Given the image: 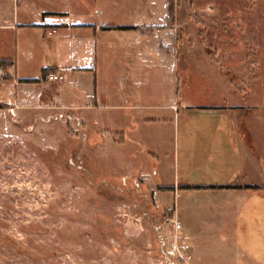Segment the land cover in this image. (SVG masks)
<instances>
[{"label": "rangeland", "instance_id": "1", "mask_svg": "<svg viewBox=\"0 0 264 264\" xmlns=\"http://www.w3.org/2000/svg\"><path fill=\"white\" fill-rule=\"evenodd\" d=\"M171 3L177 145L173 110L150 111V148L160 155L149 160L154 183L223 184L243 173L264 185V0ZM13 5L0 0L4 11ZM166 70L160 83L156 69L147 73L151 105L166 100L175 86ZM4 86L0 100L8 103L15 87ZM69 93L60 88L64 100ZM11 108L17 106L0 103V264H188L181 255L184 242L201 264H264V200L246 205L238 217V204L192 202L181 189L176 205L173 189L159 191L141 180L142 167L133 175L112 172L84 132L47 122L54 115L25 124ZM63 110L78 118L70 109L57 113ZM175 207L183 229L177 238L165 231L162 249L156 227Z\"/></svg>", "mask_w": 264, "mask_h": 264}, {"label": "crops", "instance_id": "2", "mask_svg": "<svg viewBox=\"0 0 264 264\" xmlns=\"http://www.w3.org/2000/svg\"><path fill=\"white\" fill-rule=\"evenodd\" d=\"M12 1L9 11L0 9V61L11 64L6 67L9 77L0 85L13 84L15 92L9 94L8 103H0L16 105L15 112L25 124L31 117L56 115L59 109L76 111L94 152L108 159L112 172L133 175L142 167L141 180L159 191L173 189L176 205L177 191L189 187L192 190L185 192L190 201L238 204L242 207L238 217L246 205L264 200V185L255 184L256 178L242 177L243 173L223 184L187 181L181 185L176 180L174 187L156 186L151 177L149 160L160 155L150 148L147 130L155 121L150 111L173 110L177 145V22L167 26V0ZM21 64L26 65L20 69ZM27 68L37 76L26 74ZM167 68L175 86L166 100L151 105L147 73L156 69L160 83ZM48 69L63 75L64 80L58 84L42 81L43 71ZM55 85L56 92L51 94ZM60 88L71 91L70 100H64ZM3 97L7 99L6 94ZM124 156L126 162L121 161ZM167 210L174 211L181 221L176 207ZM188 243H182V257L188 264H201Z\"/></svg>", "mask_w": 264, "mask_h": 264}, {"label": "built area", "instance_id": "3", "mask_svg": "<svg viewBox=\"0 0 264 264\" xmlns=\"http://www.w3.org/2000/svg\"><path fill=\"white\" fill-rule=\"evenodd\" d=\"M9 77L7 73V69H0V81H4ZM64 80L63 75H61L58 72H51L45 79L47 83H54L58 84L61 83ZM62 111V110H61ZM9 113L15 117V108H11L9 110ZM52 121H58V122H64L66 125H71L74 129V132L76 134H82L83 133V123L82 121L74 116L71 111L66 112V110H63V112H59L54 116L48 117L47 122L51 123ZM183 226L182 223L177 219V216L174 211H172L167 218L164 220V224H159L156 227V232L159 239V244L162 247V249L166 248V240L164 237L165 231H171L175 233V236L177 238V235L182 231ZM163 254L165 255L168 262H170L168 256L166 255L165 251H163ZM177 264V263H172Z\"/></svg>", "mask_w": 264, "mask_h": 264}, {"label": "trees", "instance_id": "4", "mask_svg": "<svg viewBox=\"0 0 264 264\" xmlns=\"http://www.w3.org/2000/svg\"><path fill=\"white\" fill-rule=\"evenodd\" d=\"M168 2V12H169V18L171 19L173 17V14H174V8L172 6V3H171V0H167ZM120 30H128L126 28H120ZM11 64L9 62H6V61H0V68H6V67H10ZM54 70H44L43 71V80L42 81H45L46 77L51 73L53 72ZM41 81H36V83H40ZM210 189H217L216 187H211ZM183 190H192V188H185ZM195 190H198V189H195Z\"/></svg>", "mask_w": 264, "mask_h": 264}]
</instances>
